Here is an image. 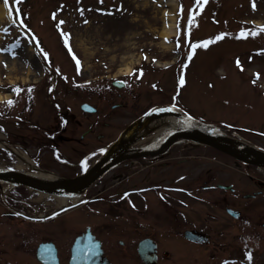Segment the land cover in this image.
<instances>
[{"label": "rangeland", "instance_id": "obj_1", "mask_svg": "<svg viewBox=\"0 0 264 264\" xmlns=\"http://www.w3.org/2000/svg\"><path fill=\"white\" fill-rule=\"evenodd\" d=\"M0 6V138L44 132L57 113L67 135L94 127L81 145L60 143V160L51 150L36 159L38 167L61 176L83 169L82 161L88 165L136 114L173 92L176 103L201 122L264 148V0H0ZM62 32L70 34L72 52ZM202 41L210 42L204 47ZM115 79L123 87L112 85ZM81 102L97 110L84 112ZM156 131L150 126L145 133ZM97 133L103 139L94 142ZM197 150L220 158L211 147ZM203 162L189 163L193 175ZM18 164L33 171L0 150V165ZM187 201L178 203V222L212 226L211 241L191 244L159 229L152 238L168 252H160L157 264H264V244L252 248L250 221L231 224L201 196ZM59 205L54 195L24 186L0 191V264H39L33 253L48 237L67 264L70 244L86 225L97 231L111 264H144L136 244L152 226L151 208L140 213L144 227L135 232V223L111 218L105 206L96 210L91 202L65 211L61 223L31 221Z\"/></svg>", "mask_w": 264, "mask_h": 264}, {"label": "flooded vegetation", "instance_id": "obj_2", "mask_svg": "<svg viewBox=\"0 0 264 264\" xmlns=\"http://www.w3.org/2000/svg\"><path fill=\"white\" fill-rule=\"evenodd\" d=\"M64 128L65 126H57L55 130L52 127L53 134H50L48 130L45 131L46 134L36 135L29 132L14 133L3 141L12 147L11 150L5 148L6 152L11 153L16 159L18 157L25 159L19 152L23 150L32 158L40 159L43 155H48L49 150L59 149L60 143L73 142L81 145L85 135L92 134L94 131L91 124L84 131L85 133L77 137L65 134ZM139 136L137 143L132 145L134 149L130 154L132 153L133 156H127L117 162L97 178L87 188L90 194L87 199H83L85 202L93 203L96 210L99 205L105 206L106 213L111 218L119 216L124 222L135 223L133 232L143 230L144 219L141 221L139 215L151 208L153 213L149 215V219L152 226L144 229L147 234H143L139 239L154 237L159 229H162L165 236L174 234L183 237L184 230L196 228L207 235L208 243L211 241L212 226L181 225L177 218L181 202L186 205L187 200L201 196L214 205L220 212V216L231 224L236 225L243 219L250 221L252 248H256L257 241L264 244V168L246 163L221 151H218L220 158L210 156L207 150L198 153L199 147L208 149L209 146H200L192 143L191 140H170L167 134L156 136L141 134ZM236 136L240 135L236 134ZM102 137L100 133H97L94 142L102 140ZM116 137L114 135L109 138L100 146V150L106 148ZM28 149L33 150L26 151ZM102 152L100 151L91 163L98 159ZM198 158L204 159L205 166L193 175L189 163ZM86 168L71 175H77ZM180 212L183 215L185 211ZM61 213L63 212H56L40 222L49 223L58 218L56 222L61 223L59 219ZM94 229L93 227L92 232L98 237ZM183 239L191 242L184 237ZM43 240L53 241L49 237L40 241ZM160 245L156 241V258L159 257L160 252L163 254L167 251L166 248H160ZM56 248L59 254L58 247Z\"/></svg>", "mask_w": 264, "mask_h": 264}, {"label": "water", "instance_id": "obj_3", "mask_svg": "<svg viewBox=\"0 0 264 264\" xmlns=\"http://www.w3.org/2000/svg\"><path fill=\"white\" fill-rule=\"evenodd\" d=\"M119 80L113 81V85L122 86ZM81 108L93 111L95 108L88 103H82ZM152 109H159L153 111ZM177 114L183 116L191 124L189 129L178 131L174 136H189L195 140L209 144L217 149L232 154L243 161L264 166V150L225 135L216 129L206 126L203 122L193 118L180 107L173 104H160L149 108L143 114L134 119L117 140L108 146L105 153L99 157L86 171L77 176L58 179H45L29 175L19 171H0V179L24 184L52 194H75L83 192L93 180L103 174L108 167L127 156L130 145L138 134L151 120L162 115ZM184 236L194 241H204V235L196 230H186ZM100 241L90 232L89 227L79 234L71 245L69 264H111L102 254ZM137 251L140 258L147 264H156L154 243L150 238L141 239ZM36 256L45 264H58L55 247L51 242H41L36 248Z\"/></svg>", "mask_w": 264, "mask_h": 264}, {"label": "bare ground", "instance_id": "obj_4", "mask_svg": "<svg viewBox=\"0 0 264 264\" xmlns=\"http://www.w3.org/2000/svg\"><path fill=\"white\" fill-rule=\"evenodd\" d=\"M4 10L3 7L0 6V18L3 17L4 15ZM170 31V27H168V30H164L165 33H168ZM0 101H1V96H0ZM152 124L157 128V134H163L164 132H170L173 129H185L188 127L187 123L176 116H164V117H159L156 120L152 122ZM151 124V125H152ZM29 166L33 167V163L28 161ZM1 167V166H0ZM18 168L21 167L20 164L17 165ZM33 175L41 177V178H55V175L45 171L44 169L38 168L34 172H32ZM4 190L6 189L3 188ZM75 195H55V199L58 201V203H66L69 199H75Z\"/></svg>", "mask_w": 264, "mask_h": 264}, {"label": "snow or ice", "instance_id": "obj_5", "mask_svg": "<svg viewBox=\"0 0 264 264\" xmlns=\"http://www.w3.org/2000/svg\"><path fill=\"white\" fill-rule=\"evenodd\" d=\"M4 2H5V4L7 5L8 4V0H4ZM197 3H199V0H197ZM201 7H202V5H201ZM53 17L55 18V13H53ZM60 23H63V21H61ZM253 35H255V32H253L252 33ZM62 35H63V37H64V43L66 44V45H69V48H68V50L70 51V52H72V48H71V46H70V44H69V33H66V32H62ZM223 35H225V34H223V33H221V35L220 36H218V37H216V39H220L221 38V36H223ZM241 35H244V32L242 31L241 32ZM210 41H202L201 43H202V45L204 46V47H207V45H208V43H209ZM193 47V49L195 48V45H193L192 46ZM45 54V56H47L48 55V53H44ZM190 55H191V53H190ZM73 58L74 59H76V63H77V65H79L80 64V60L76 57V55H75V53L73 52ZM146 58V57H145ZM153 59H155V57L153 58ZM240 62H239V59H237V64H239ZM242 67V66H241ZM257 75H259V74H257ZM181 83H184V78L183 77H181ZM20 89H19V87L17 86V88H16V91H19ZM12 103H14V101H12V100H9V104H12ZM153 111H159V109H152ZM100 151H104V149H101ZM82 163H84V165H85V167H87V164L84 162V161H82ZM249 259H251V254L249 255Z\"/></svg>", "mask_w": 264, "mask_h": 264}]
</instances>
